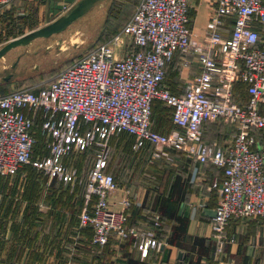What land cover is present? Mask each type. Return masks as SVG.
<instances>
[{"label":"built area","instance_id":"built-area-1","mask_svg":"<svg viewBox=\"0 0 264 264\" xmlns=\"http://www.w3.org/2000/svg\"><path fill=\"white\" fill-rule=\"evenodd\" d=\"M10 1L0 0V6ZM214 1L216 11L205 23L202 43L191 37L190 0H138L117 33L73 58L46 84L0 94V183L29 162L47 177L64 176L65 157L94 147L86 180V195L94 200L78 212V227L91 226L90 246H103L113 232L121 238L142 233L141 255H146L160 241L151 230L139 232L125 222L133 202L127 192L111 200L118 182L106 169L107 141L127 131L152 156L161 146L186 149L199 163L222 168V179L211 183L219 195L210 239L216 252H224L223 243L233 239L226 231L231 218L264 217V0ZM125 35L130 45L120 47ZM176 50L194 52L198 62L183 93L161 83ZM240 80L245 100L235 94ZM155 98L171 107L172 121L182 129L152 128ZM39 116L48 153L35 155ZM208 121L228 123L230 142L205 140ZM198 170L192 167L193 178ZM158 219L154 214L155 223Z\"/></svg>","mask_w":264,"mask_h":264},{"label":"rangeland","instance_id":"rangeland-1","mask_svg":"<svg viewBox=\"0 0 264 264\" xmlns=\"http://www.w3.org/2000/svg\"><path fill=\"white\" fill-rule=\"evenodd\" d=\"M76 1L11 0L1 5L0 46L11 38L44 25L67 12ZM137 1L96 0L63 30L48 36L35 37L26 44H18L7 50L0 57V94L18 87H38L46 84L73 58L117 33L132 14ZM203 6L202 4L201 9H191L190 15L192 14L194 20L196 17L198 20H204L206 10ZM206 8L208 17L209 5ZM201 38L200 31L193 34V39ZM129 43V37L125 35L119 46H129ZM7 74H10L9 78L4 79ZM151 117L153 125L160 130L168 131L174 128L169 106L161 102L153 106ZM214 124V130H210L207 137L223 138L228 142L229 133L233 129L231 130L226 122L218 121V124ZM107 147L109 165L116 173L119 184L123 183L134 190L136 187L143 188L147 194L151 193V198L158 192H164L167 184L180 186L186 178L191 155L186 149L161 146L160 154L152 156L150 148L138 147L133 136L126 132L112 134L107 141ZM94 150V147L90 150H74L65 159L67 172L61 177H45L47 175L32 162L24 164L13 174L5 175L0 185V236L6 233V219L13 222L12 229L15 230L26 219L29 226L35 228L36 219L41 215L48 217L61 214L75 218L78 228L77 214L90 201L86 195L85 183L90 175ZM258 218L260 217L247 216L240 219L244 220L245 224L257 222L256 227L250 230L246 227L243 233L249 237L255 236L260 239L258 243H263L262 237L258 236H261L264 223ZM205 244V247H209L211 242L206 241ZM226 244L227 241L223 243V251ZM214 245L213 242L209 247L212 259H208L206 264H223L225 258L220 255L223 252H216ZM98 258L99 253L93 252L91 263L102 264ZM184 261L185 258L183 263ZM192 261L191 264H202L197 263L196 258ZM257 263L264 264V255Z\"/></svg>","mask_w":264,"mask_h":264},{"label":"crops","instance_id":"crops-1","mask_svg":"<svg viewBox=\"0 0 264 264\" xmlns=\"http://www.w3.org/2000/svg\"><path fill=\"white\" fill-rule=\"evenodd\" d=\"M61 1L64 0H58ZM213 3L214 0H190L188 26L192 38L197 31L201 32L202 38L196 39L199 43L203 40L206 20L212 15L213 6L216 5V2ZM202 4L206 10L205 18L198 20L196 17L194 20L190 15L191 9H201ZM207 5L210 8L208 17ZM197 70L198 62L194 52L176 50L165 66L161 83L173 92L183 93ZM214 123L218 124L210 121L203 124V138L222 145L230 142L232 129L228 142L223 138L207 137L209 131L214 130ZM173 124V129L179 127L174 122ZM194 165H198L199 170L193 178ZM222 177V168L210 163H199L190 155L186 178L180 186L169 183L164 192L156 191L158 193L152 198L151 193L147 194L143 188L136 187L134 190L123 183L122 186L118 184L117 192L111 200H118L127 192L133 201L126 208L125 222L135 225L139 232L144 230L148 233L151 230L153 236L160 241L158 245H151L146 255H141L145 236L142 233L121 238L113 232L103 249H93L88 245V233L79 231L75 218L55 214L48 217L41 215L36 219L35 228L29 226L27 219H20L23 221L16 230L12 229L13 222L6 219V233L0 236V264H92L93 252L99 253L98 259L102 264H191L193 258H196L197 263L206 264L212 258L211 249L205 247V242L212 235L210 219L219 195L218 190L211 187V183ZM58 209L64 211L62 208ZM156 213L159 214L157 223L154 220ZM258 219L264 223V217ZM244 222L233 217L227 223L226 231L233 239L228 240L223 254H220L225 258L223 264H260L257 261L264 255V228L261 236H258L262 237L263 243H258L260 239L244 234V228L250 230L256 227L257 222ZM241 232L244 233L239 235Z\"/></svg>","mask_w":264,"mask_h":264},{"label":"water","instance_id":"water-1","mask_svg":"<svg viewBox=\"0 0 264 264\" xmlns=\"http://www.w3.org/2000/svg\"><path fill=\"white\" fill-rule=\"evenodd\" d=\"M96 0H77L67 12L52 19L48 23L31 29L17 37L11 38L0 46V57L10 48L18 44H26L35 37H43L51 35L52 33L63 30L68 24H70L75 18L89 9ZM11 74V73H10ZM10 74L4 76V79H8ZM214 214V210H213ZM181 252H179V255Z\"/></svg>","mask_w":264,"mask_h":264},{"label":"trees","instance_id":"trees-1","mask_svg":"<svg viewBox=\"0 0 264 264\" xmlns=\"http://www.w3.org/2000/svg\"><path fill=\"white\" fill-rule=\"evenodd\" d=\"M213 1V0H212ZM213 4H215V1H214V3ZM215 11H216V5L215 6H213V13H212V15L207 19V20H209L212 16H213V14L215 13ZM207 20H206V22H207ZM228 21V23H230V19L228 20L227 18H225V21ZM263 30H264V28H263ZM228 32V31H227ZM234 90H235V94L238 96L237 98H238V100H245L246 98H247V93H246V89H245V82H243V81H237L236 83H235V87H234ZM161 102V103H163V104H165L162 100H160V99H158V98H155L154 100H153V102H152V109H151V115H152V110H153V106H155V104H156V102ZM155 102V103H154ZM166 105V104H165ZM264 110V109H263ZM169 112H170V118H171V108L169 109ZM151 119H152V117H151ZM171 120H172V118H171ZM40 122H41V117L39 116L38 117V119H36V121H35V124H34V128L36 129V132H35V134H36V136H37V142L34 144V154L35 155H37V154H40V155H42V154H44V153H48V149L46 148V146H45V143H44V136L41 134V132H40ZM151 126H152V128H154V129H156V130H160L159 128H156L154 125H153V123L151 124ZM160 131H163V130H160ZM169 131V130H168ZM122 132H126V133H128V134H130V135H132L133 136V138H134V140H135V136L132 134V133H130V132H127V131H122ZM164 132H167V131H164ZM263 138H264V136H263ZM93 147H89V148H86V149H83V150H90V149H92ZM24 164H27V163H23L21 166H23ZM21 166H19L18 167V169L21 167ZM17 169V170H18ZM38 169V168H37ZM106 169L108 170V171H111L112 173H113V175H114V177H115V179L117 180V177H116V173L110 168V165H109V161H108V163H107V166H106ZM16 170V171H17ZM15 171V172H16ZM41 171V170H40ZM14 172V173H15ZM42 173H43V171H42ZM13 174V173H12ZM8 175V174H7ZM44 175V174H43ZM5 176V175H4ZM4 176L2 177V180H3V178H4ZM45 177H47V176H45ZM2 180H1V183H2ZM117 182H118V180H117ZM1 183H0V185H1ZM119 184V183H118ZM85 185H86V183H85ZM94 200V196H92L91 198H90V201H93ZM168 215H170V214H168ZM78 221V220H77ZM79 228V227H78ZM84 231L88 236H89V238H88V241H89V239H90V236H91V232H92V228H91V226L90 225H85V226H82V227H80L79 228V231ZM210 242H211V245L209 246V247H211L212 245H213V240L212 239H210ZM227 242H228V240H227ZM210 244V243H209ZM89 245V244H88ZM106 245V243L103 245V246H90L91 248H93V249H97V248H100V249H103L104 248V246ZM207 248H209L208 246H206Z\"/></svg>","mask_w":264,"mask_h":264}]
</instances>
